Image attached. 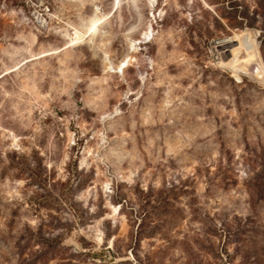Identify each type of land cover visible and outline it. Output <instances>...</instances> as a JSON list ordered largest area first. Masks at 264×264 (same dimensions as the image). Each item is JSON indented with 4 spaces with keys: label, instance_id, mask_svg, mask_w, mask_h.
<instances>
[{
    "label": "rangeland",
    "instance_id": "rangeland-1",
    "mask_svg": "<svg viewBox=\"0 0 264 264\" xmlns=\"http://www.w3.org/2000/svg\"><path fill=\"white\" fill-rule=\"evenodd\" d=\"M263 3L0 0V264H264Z\"/></svg>",
    "mask_w": 264,
    "mask_h": 264
},
{
    "label": "trees",
    "instance_id": "trees-1",
    "mask_svg": "<svg viewBox=\"0 0 264 264\" xmlns=\"http://www.w3.org/2000/svg\"><path fill=\"white\" fill-rule=\"evenodd\" d=\"M237 4L236 3H233V6H236ZM262 6H264V3L262 4ZM243 17H244V15H242ZM263 24H264V16H263ZM241 24V23H240ZM263 36V38L262 39H264V34L262 35Z\"/></svg>",
    "mask_w": 264,
    "mask_h": 264
}]
</instances>
